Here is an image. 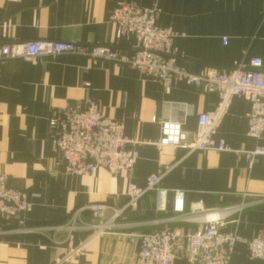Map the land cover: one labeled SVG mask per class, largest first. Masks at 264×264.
Returning a JSON list of instances; mask_svg holds the SVG:
<instances>
[{"label":"crops","instance_id":"obj_1","mask_svg":"<svg viewBox=\"0 0 264 264\" xmlns=\"http://www.w3.org/2000/svg\"><path fill=\"white\" fill-rule=\"evenodd\" d=\"M120 3L158 8V24L177 34L173 46L182 56L177 63L191 74L208 68L229 70L255 58L264 66V0H0V44L43 40L114 45L118 53L133 57L136 39L117 40L110 21ZM88 98L106 117L123 120L125 136L141 144L161 139L159 121L178 117L174 104L190 106L184 128L193 132L198 114L212 112L218 103L217 94L205 88L176 82L165 89L142 71L107 60L63 54L37 64L3 62L0 171L8 175L10 187L28 194L33 209L2 225L7 234L0 237V264H51L57 253L67 251L88 233L76 231L66 241L64 234L23 230L65 225L93 204L121 210L118 227L88 243L85 253L69 264H140L138 246L129 242V236L166 228L197 229V224L169 222L175 216L174 190L185 192L187 212L193 204L220 210L264 197V156L250 168L244 156L234 153L264 144V139L247 134L248 99L234 100L216 134L233 152L188 154L182 148L139 145L140 158L130 173L114 177L99 169L88 176H70L57 166L49 119L53 111L67 105L84 106ZM160 173L164 174L160 186L169 192L167 210L158 209L155 192L127 207L128 186L145 187L150 176ZM79 216L85 223H94L90 211ZM21 220L24 226L19 225ZM226 221L224 231L243 239L264 234V201ZM232 262L264 264L248 257L244 243L236 245ZM174 264L188 263L178 259Z\"/></svg>","mask_w":264,"mask_h":264},{"label":"built area","instance_id":"obj_2","mask_svg":"<svg viewBox=\"0 0 264 264\" xmlns=\"http://www.w3.org/2000/svg\"><path fill=\"white\" fill-rule=\"evenodd\" d=\"M160 10L156 7L141 8L135 4L120 3L111 14L110 21L116 28V39L129 36L136 39V54L128 57L118 53L114 45L76 44L72 42L29 40L18 43L0 44V65L5 61L20 60L37 64L45 58L63 54L87 57L90 60H107L127 64L158 81L165 89L176 82H187L197 88H205L218 96V103L212 112L197 116V129L184 128L192 110L186 104H174L178 117L166 116L159 121L161 139L155 143H140L125 136L123 120L106 117L98 104L88 98L85 105H67L52 112L49 125L54 132L53 144L58 151L57 166L70 176H88L99 169L107 170L117 177L130 173L140 154L139 145H155L182 148L193 152L232 151L224 141H218L216 134L228 115L236 98L251 102L247 114L248 136L255 140L264 139V66L259 58L248 64H240L229 70L208 68L200 74H191L178 65V54L173 43L177 34L170 28L158 24ZM89 87V85H88ZM153 121H156L154 118ZM233 152V151H232ZM244 156L252 168L259 157L264 156V144L253 150L234 151ZM163 173L148 178L145 187L130 184L126 193L127 207H134L149 192L157 194V207L167 210L168 190L160 186ZM173 212L169 222L199 225L197 229L185 232L182 229L155 231L139 236L131 235L129 242L138 246L140 264H174L182 259L188 264H233L232 258L238 243L247 247L248 257L264 261V234L243 239L234 233L224 231L227 218L244 211L247 207L264 201L258 198L252 203H241L220 210H205L200 204H193L186 211V197L182 190L173 192ZM120 195L116 198L120 199ZM33 209L28 194L9 186V177L0 171V237L7 234L2 225L22 218ZM90 211L94 223L80 220V213ZM109 212L110 217H107ZM122 211L106 204H93L74 214L69 223L54 227L32 228L26 233L53 232L64 234L65 240L74 232L82 230L88 236L57 253L51 264H69L85 253L88 243L118 227L117 220ZM24 226L23 220L19 221ZM19 231V232H23Z\"/></svg>","mask_w":264,"mask_h":264}]
</instances>
